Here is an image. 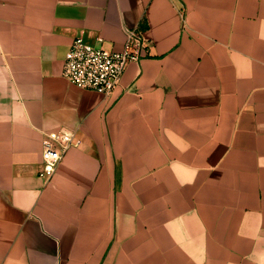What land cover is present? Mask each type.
Segmentation results:
<instances>
[{
  "label": "crops",
  "instance_id": "obj_1",
  "mask_svg": "<svg viewBox=\"0 0 264 264\" xmlns=\"http://www.w3.org/2000/svg\"><path fill=\"white\" fill-rule=\"evenodd\" d=\"M128 27L112 93L64 76ZM0 264H264V0H0Z\"/></svg>",
  "mask_w": 264,
  "mask_h": 264
},
{
  "label": "built area",
  "instance_id": "obj_2",
  "mask_svg": "<svg viewBox=\"0 0 264 264\" xmlns=\"http://www.w3.org/2000/svg\"><path fill=\"white\" fill-rule=\"evenodd\" d=\"M149 44L137 27L126 28L125 46L115 50L86 41L76 36L68 49L63 74L79 87L110 94L120 84L128 63L147 52ZM81 139L72 129L60 128L46 133L42 149L43 163L39 174L50 178L65 152Z\"/></svg>",
  "mask_w": 264,
  "mask_h": 264
}]
</instances>
